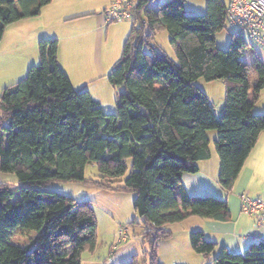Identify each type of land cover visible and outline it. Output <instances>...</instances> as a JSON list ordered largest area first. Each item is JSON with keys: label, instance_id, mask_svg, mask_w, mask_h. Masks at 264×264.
I'll use <instances>...</instances> for the list:
<instances>
[{"label": "trees", "instance_id": "obj_1", "mask_svg": "<svg viewBox=\"0 0 264 264\" xmlns=\"http://www.w3.org/2000/svg\"><path fill=\"white\" fill-rule=\"evenodd\" d=\"M133 26L121 58L108 75L123 89L117 112L108 114L86 87L75 88L58 61L57 39L39 42L40 62L0 97V172L15 174L18 188L0 185V264H82L97 247L98 221L90 201L47 191L55 182L98 184L135 193L144 226L146 264H161L158 244L171 237L169 224L191 217L227 222L226 201L192 197L185 174L211 158L209 131H217L219 184L230 193L264 132V113L254 112L251 93L264 89V62L243 60L250 46L234 32L228 50L216 37L227 26V0H207L204 15H187L185 0H133ZM52 0H0V42L6 28L38 17ZM167 31L178 63L154 45ZM222 80L225 104L219 117L199 79ZM93 163L98 179L86 180ZM17 230L36 235L14 244ZM193 250L208 259L216 243L192 231ZM127 264H140L135 255ZM209 264H264V241L241 254L223 249Z\"/></svg>", "mask_w": 264, "mask_h": 264}, {"label": "crops", "instance_id": "obj_2", "mask_svg": "<svg viewBox=\"0 0 264 264\" xmlns=\"http://www.w3.org/2000/svg\"><path fill=\"white\" fill-rule=\"evenodd\" d=\"M111 5L112 0H104L102 6H99L96 0H52L38 17L9 25L0 45L7 40V48L12 49L17 58L22 55L27 58L21 66L16 68L20 72L17 77L25 73L27 67L37 65L40 61L38 45L42 39H57L59 64L71 79L73 86L75 88L86 87L93 98L99 99L96 100L103 105L102 98L99 96L102 85L94 88L97 93L94 95L92 84L96 82V79L107 77L117 63L109 62L106 66L102 58V48L109 37L107 12ZM87 48L89 51L93 50L92 61L89 65H86L82 58ZM96 49L97 56H94ZM66 56H70L68 60ZM70 59L72 63L74 60V66H69ZM255 59L264 62V56L258 53L252 52L245 58L244 52V61L251 63ZM76 69L79 70V74ZM14 75L13 79L16 77V74ZM251 100L254 101V112L264 113V89L258 94L251 93ZM198 166V173L185 174L182 178L189 195L192 197L214 196L224 200L229 206L231 215L227 222L199 217V219L189 218L195 222L193 231H203L206 238L217 245L213 254L206 259L207 262L218 256L223 249L233 254H243L251 244L264 241V225L260 227L255 238H247L256 231L258 220L255 216L242 211L244 194L251 198L264 200V132L251 150L230 193H226L219 184L220 161L217 152L212 147L211 158L200 161ZM6 183L2 182V184Z\"/></svg>", "mask_w": 264, "mask_h": 264}, {"label": "rangeland", "instance_id": "obj_3", "mask_svg": "<svg viewBox=\"0 0 264 264\" xmlns=\"http://www.w3.org/2000/svg\"><path fill=\"white\" fill-rule=\"evenodd\" d=\"M103 1L96 0V3L102 6ZM164 1L156 0L152 6L156 8ZM185 9L187 15H204L207 12V0H185ZM132 26V19L108 24L109 37L106 45L102 48L103 63L106 66L109 62L113 64L121 58L124 43L131 32ZM234 32L235 29L227 24L226 28L217 34V48L228 50L230 37ZM244 37L250 43V46L245 50V58L252 52L264 56L263 48L253 43L248 35ZM154 45L165 51L174 62L178 63L175 48L171 44L170 35L167 31H161L156 34ZM7 47V40L0 45V97L5 88H12L24 79L29 68L33 66L27 67V71L17 77L20 72L16 68L21 66L27 58L23 55L17 58L12 49ZM92 52V49L89 51L87 48L86 52L84 51L82 54L86 65H89L92 61ZM94 56H97V49L94 52ZM66 57L68 60L70 56ZM68 62H70L68 63L69 66H74V60L73 63L71 59ZM15 70L17 71L14 72ZM76 71L78 72L79 70L76 69ZM14 74H16L15 79H13ZM90 75H92L91 72ZM76 78L78 79V76ZM197 84L208 95L215 114L219 117L225 104V83L222 80L208 82L201 78ZM92 85L94 95L97 94L94 90L95 87H100L101 85L103 87L99 96L102 98L104 111L108 114L116 113V95L118 92H122L123 89L114 88L110 84L108 76L96 79V82ZM208 136L211 142L210 146L216 151L215 140L217 139V131H209ZM98 176L97 166L93 163L88 164L85 170V179L96 181ZM4 181L13 188L21 186L15 174L0 172V185ZM47 191L72 197L79 202L90 201L92 203L98 221L97 251L95 250V256H93L95 251L84 252L82 264H127L135 255L140 256V264H146L143 254L149 250V246L143 238V222L133 206L135 193L130 191H111L100 187L98 184L82 182H55L47 187ZM196 219L199 218L196 217ZM194 224L193 220L187 219L181 223L166 226V229L171 232V237L160 241L158 244V258L161 264H209V261L207 262L203 255L197 254L191 246L190 234L193 231ZM35 235L34 232L27 230H17L14 232L12 242L18 245H25Z\"/></svg>", "mask_w": 264, "mask_h": 264}, {"label": "built area", "instance_id": "obj_4", "mask_svg": "<svg viewBox=\"0 0 264 264\" xmlns=\"http://www.w3.org/2000/svg\"><path fill=\"white\" fill-rule=\"evenodd\" d=\"M133 0H112L107 12V23L132 19ZM227 24L264 49V0H227ZM242 211L258 220L256 231L247 238H255L264 225V200L242 196ZM122 236V233H121Z\"/></svg>", "mask_w": 264, "mask_h": 264}]
</instances>
